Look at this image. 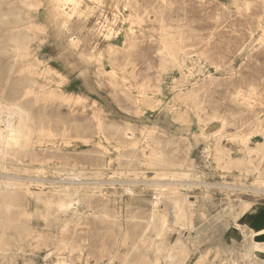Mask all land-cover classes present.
<instances>
[{
    "label": "rangeland",
    "instance_id": "374dc122",
    "mask_svg": "<svg viewBox=\"0 0 264 264\" xmlns=\"http://www.w3.org/2000/svg\"><path fill=\"white\" fill-rule=\"evenodd\" d=\"M0 15L1 128L23 118L35 140L0 157L23 184L0 195V264H264L239 225L264 204V0H0Z\"/></svg>",
    "mask_w": 264,
    "mask_h": 264
},
{
    "label": "bare ground",
    "instance_id": "6f19581e",
    "mask_svg": "<svg viewBox=\"0 0 264 264\" xmlns=\"http://www.w3.org/2000/svg\"><path fill=\"white\" fill-rule=\"evenodd\" d=\"M130 6V5H129ZM133 6H135V5H133ZM136 7V6H135ZM121 8V7H120ZM151 8V7H150ZM149 8V9H150ZM125 10V9H124ZM137 10V9H136ZM135 10V11H136ZM152 10V9H151ZM146 11V10H145ZM154 10H152V12H153ZM16 12V11H15ZM14 12V13H15ZM132 13V12H131ZM131 13H129V14H131ZM1 14H2V12H1ZM8 14V13H7ZM125 14V13H124ZM123 14V15H124ZM135 14V13H134ZM136 14H137V12H136ZM159 14V13H158ZM162 14V13H161ZM161 14H160V16H161ZM16 15H18V14H16ZM138 15V14H137ZM142 15V14H141ZM1 16V15H0ZM12 16H14V15H12ZM124 16H126V15H124ZM133 16V15H132ZM136 16V15H135ZM157 16V15H156ZM160 16L158 15L157 17H159L160 18ZM8 17V16H7ZM11 17V15H10V13H9V17L8 18H10ZM138 17V16H137ZM148 18L147 19H149V16H147ZM1 18V17H0ZM13 18V17H12ZM162 18V17H161ZM14 20L16 19H18L17 18V16H16V18H13ZM128 19V18H127ZM136 19V18H135ZM143 19V18H142ZM163 19H164V17H163ZM2 19H0V21H1ZM11 20V19H10ZM138 21V20H137ZM2 23H3V21H1ZM0 22V23H1ZM7 22V21H6ZM4 24H5V22H4ZM3 26V25H2ZM1 26V27H2ZM11 39H13V38H11ZM16 39V38H15ZM255 39V38H254ZM263 39V38H262ZM17 40V39H16ZM15 41V40H14ZM73 41V40H72ZM257 40H255V42H256ZM12 42V41H11ZM250 42H251V40H250ZM71 43V42H70ZM262 43V42H261ZM72 44V43H71ZM246 44V43H245ZM248 44V43H247ZM254 44V43H253ZM251 45V44H250ZM71 46V45H70ZM74 46V45H73ZM72 46V47H73ZM249 46V45H248ZM252 46V45H251ZM256 46V45H255ZM0 47H1V45H0ZM259 47V46H258ZM255 49V48H254ZM170 61V60H169ZM15 62V61H14ZM172 63V62H171ZM15 66V65H14ZM217 68V67H216ZM218 68H219V66H218ZM217 68V69H218ZM13 69V68H12ZM221 69V68H220ZM207 77H209V75L207 76ZM212 77V76H211ZM210 78V77H209ZM208 79V78H207ZM206 79V80H207ZM211 80L209 79V82H210ZM203 82V81H202ZM201 82V83H202ZM28 83V82H27ZM35 84V83H34ZM15 85H16V83H15ZM14 85V86H15ZM17 86V85H16ZM15 86V87H16ZM192 86V85H191ZM14 88V87H13ZM18 88V87H17ZM24 88V87H23ZM2 89H4V88H2ZM1 89V90H2ZM36 89V88H35ZM194 89V88H193ZM193 91V90H192ZM2 92V91H1ZM4 92V91H3ZM6 92H7V90H6ZM15 94H17L16 92H15ZM23 93H21V95H22ZM30 95V94H29ZM78 95V94H77ZM0 96H1V94H0ZM18 96V95H17ZM24 96V95H23ZM34 96H35V94H34ZM37 97V96H36ZM16 98V97H15ZM17 99H18V97H17ZM22 99V98H21ZM31 99V98H30ZM32 99H33V97H32ZM37 99V98H36ZM11 100V99H10ZM236 100V99H235ZM8 101V100H7ZM239 101H241V100H239ZM12 102V101H11ZM15 102V101H14ZM28 102H29V100H28ZM9 103V102H8ZM17 103V102H16ZM21 103V102H20ZM19 103V104H20ZM30 103V102H29ZM28 103V104H29ZM2 104V103H1ZM5 104H6V102H5ZM23 104V103H22ZM26 104V103H25ZM25 104H24V106H25ZM32 104V103H31ZM35 104H37V103H35ZM41 104V103H40ZM43 104L44 103H42V106H43ZM46 104V103H45ZM4 105V104H3ZM8 105V104H7ZM14 105V104H13ZM62 105V104H61ZM68 105V104H67ZM10 106V105H9ZM27 106V110H28V105H26ZM31 106V105H30ZM33 106H34V102H33ZM41 106V105H40ZM56 106V105H55ZM10 107H12V106H10ZM17 107V106H16ZM35 107V106H34ZM50 107H52V106H50ZM62 107V106H61ZM6 108H7V106H6ZM25 108V107H24ZM31 108H33V107H31ZM37 108V107H36ZM44 108V107H43ZM58 108H60V107H58ZM10 109V108H9ZM14 109H16V108H14ZM35 109V108H34ZM39 109V108H38ZM47 109H48V107H47ZM47 109H46V111H47ZM40 110V109H39ZM52 110V109H51ZM55 110V109H54ZM60 109H58V111H59ZM7 111V110H6ZM10 111V110H9ZM262 111V110H261ZM18 112V111H17ZM31 112V111H30ZM32 112H33V110H32ZM44 112V111H43ZM7 113V112H6ZM9 113V112H8ZM23 113V112H22ZM41 113V112H40ZM45 113V112H44ZM59 113V112H58ZM61 113V112H60ZM262 113V112H261ZM264 113V112H263ZM10 114V113H9ZM30 114V113H29ZM70 114H72V113H70ZM23 115H25V114H23ZM39 115V114H38ZM41 115V114H40ZM39 115V116H40ZM64 115V114H63ZM7 116H9V115H7ZM42 116V115H41ZM48 116V115H47ZM54 116H56V115H54ZM69 116V115H68ZM68 116H67V118H68ZM221 116V115H220ZM233 116V115H232ZM258 116V115H257ZM257 116H255V117H257ZM10 117V116H9ZM12 118H14V115L13 116H11ZM19 117V116H18ZM17 117V118H18ZM24 117V116H23ZM35 117H36V115H35ZM43 117H45V120H46V116H44V114H43ZM60 117V116H59ZM61 117H62V115H61ZM6 118V117H5ZM4 118V119H5ZM8 118V117H7ZM11 118V119H12ZM22 118V117H21ZM25 118V117H24ZM38 118V117H37ZM37 118H36V120H37ZM40 118V117H39ZM52 118V117H51ZM56 119L58 118V116L57 117H55ZM71 118V117H70ZM76 118V117H75ZM219 118V117H218ZM9 119V118H8ZM28 119V118H27ZM79 118H77V120H78ZM262 119V118H261ZM59 120H61L60 118H59ZM64 120H65V118H64ZM70 120V119H69ZM76 120V119H75ZM80 120V119H79ZM228 120V119H227ZM231 120V119H230ZM259 120V119H258ZM50 121V120H49ZM58 121V120H57ZM72 121V120H71ZM130 121H132V120H130ZM214 121V120H213ZM212 121V122H213ZM223 121V120H222ZM256 121H257V119H256ZM39 122V121H38ZM47 122V121H46ZM56 122V121H55ZM75 122V121H74ZM81 122V121H80ZM126 122H127V120H126ZM225 122V121H224ZM223 122V123H224ZM8 123H9V121H8ZM19 123H20V120H19ZM32 122H30L29 124H31ZM48 123V122H47ZM52 123H53V121H52ZM58 123V122H57ZM59 123H61V122H59ZM65 123H67V122H65ZM85 123V122H84ZM87 123V122H86ZM124 123V122H123ZM215 123V122H214ZM218 123V122H217ZM216 123V124H217ZM220 124H221V122H220ZM257 124V123H256ZM54 125H56V124H54ZM69 126L71 125V124H68ZM75 125V124H74ZM76 125H77V123H76ZM81 125V124H80ZM112 125V124H111ZM114 125V124H113ZM116 125H118V124H116ZM116 125L114 126V127H116ZM218 125V124H217ZM264 125V124H263ZM68 126V127H69ZM79 126V125H78ZM110 126V125H109ZM126 126H128V125H126ZM136 126V125H135ZM212 126V125H211ZM228 126V125H227ZM2 126H1V124H0V157L1 158H6V157H8L7 155H11V150L13 149L14 150V146L16 147V145H19L20 146V148L19 149H29V147H30V149L31 148H33L32 147V143L33 142H35V140H33V139H30V137H31V129H30V127H29V125L28 124H26V122L23 120V118H22V121H21V123L18 125H15L14 123H9V124H6V129L5 130H3L2 128H1ZM32 127H33V125H32ZM46 127H47V125H46ZM57 128L59 127L58 126V124H57V126H56ZM72 127H73V125H72ZM83 127V126H82ZM217 127V126H216ZM215 127V128H216ZM55 128V127H54ZM84 128V127H83ZM117 128V127H116ZM115 128V129H116ZM131 128H133V127H131ZM130 128V130H132ZM211 128V127H210ZM220 128V127H219ZM264 128V127H263ZM59 129H60V127H59ZM74 129V128H73ZM109 129V128H108ZM111 129V128H110ZM120 130H121V128H119ZM128 129V128H127ZM206 129V128H205ZM204 129V130H205ZM208 129V128H207ZM57 130V129H56ZM61 130V129H60ZM86 130H87V128H86ZM209 130V129H208ZM208 130H205V133L208 131ZM216 130V129H215ZM75 131V130H74ZM124 131V130H123ZM133 131V130H132ZM260 131H262V130H260ZM68 132V131H67ZM85 132H87V131H85ZM119 132V131H118ZM142 132V131H141ZM150 132V131H149ZM209 132V131H208ZM259 132V131H258ZM81 133H82V131H81ZM121 133L123 134V132L121 131ZM127 133V132H126ZM132 133V132H131ZM136 133V132H135ZM148 133V132H147ZM119 134H120V132H119ZM128 134V133H127ZM126 135V134H125ZM131 135H133V134H131ZM149 135V134H148ZM206 135V134H205ZM139 136V135H138ZM109 138V137H108ZM110 138H113V137H111V135H110ZM115 138H116V136H115ZM119 138V137H118ZM125 138V137H124ZM127 138H128V136H127ZM126 138V139H127ZM139 138V137H138ZM148 139V138H147ZM246 139V138H245ZM124 140V139H123ZM138 140V139H137ZM188 140V139H187ZM128 141V140H127ZM135 141V140H134ZM145 141V140H144ZM149 141V140H148ZM113 142V141H112ZM131 142V141H130ZM168 142V141H167ZM176 142V141H175ZM177 142H178V140H177ZM111 143V142H110ZM132 143V142H131ZM248 143V142H247ZM264 143V142H263ZM124 144V143H123ZM128 144V143H127ZM126 144V145H127ZM167 144H169V143H167ZM244 144H245V142H244ZM132 145V144H131ZM169 145H171V144H169ZM173 145V144H172ZM249 145V144H248ZM258 146V145H257ZM172 147V146H171ZM174 147V146H173ZM262 147H264V146H262ZM262 147H260V148H262ZM124 148H125V146H124ZM134 148V147H133ZM24 149V150H25ZM128 149V148H127ZM236 149V152L238 153V148H235ZM20 150V151H21ZM32 150V149H31ZM135 150V149H134ZM175 150V149H174ZM177 150H178V148H177ZM176 150V151H177ZM252 150V149H251ZM250 150V151H251ZM258 149H256V151H257ZM261 150V149H260ZM126 151V150H125ZM29 152H30V150H29ZM128 152V151H127ZM132 152V151H131ZM130 152V153H131ZM160 152H161V150H160ZM235 152V153H236ZM14 153V152H13ZM16 153V152H15ZM133 153V152H132ZM135 153V152H134ZM165 153V156H166V152H164ZM169 153V152H168ZM175 153V152H174ZM176 153H178V152H176ZM19 154V153H18ZM28 154V153H27ZM160 154H162V152L160 153ZM253 154V153H252ZM257 154V153H256ZM15 155V154H14ZM122 155H124V154H122ZM255 155V154H254ZM34 156V155H33ZM32 155H30V158L31 157H33ZM121 156V155H120ZM162 156V155H161ZM160 156V157H161ZM164 156V157H165ZM171 156V155H170ZM227 156H229V155H227ZM246 156V155H245ZM250 156V155H249ZM20 157H21V155H20ZM26 157V156H25ZM24 157V158H25ZM65 157H67V156H65ZM122 157V156H121ZM125 157V156H124ZM136 157V156H135ZM156 157V156H155ZM159 157V158H160ZM172 157V156H171ZM230 157V156H229ZM252 157V156H251ZM9 158V157H8ZM128 158H129V156H128ZM154 158V157H153ZM232 158V157H231ZM18 159H20V158H18ZM27 159V158H26ZM37 159V158H36ZM62 159H63V157H62ZM120 159V158H119ZM157 159H158V156H157ZM166 159H167V157H166ZM233 159V158H232ZM235 159V158H234ZM10 160H12L11 158H10ZM125 160V159H124ZM161 160V159H160ZM163 160V159H162ZM1 161V160H0ZM7 161V160H6ZM12 161H14V159L12 160ZM26 161V160H25ZM127 161H128V159H127ZM134 161V160H133ZM137 161V160H136ZM156 161V160H155ZM231 161V160H230ZM238 161V160H237ZM121 162V161H120ZM123 162V161H122ZM131 162V161H130ZM138 162V161H137ZM234 161L232 160V163H233ZM236 162V161H235ZM105 163V162H104ZM134 162H132L131 164L132 165H134L133 164ZM66 164V163H65ZM229 164V163H228ZM235 164V163H234ZM238 163H236V165H237ZM239 164H240V162H239ZM68 165V164H67ZM70 165V164H69ZM233 165V164H232ZM21 166V165H20ZM129 166V165H128ZM130 167V166H129ZM131 168V167H130ZM4 169H6V167H5V165L3 164V162H0V170H4ZM257 170V169H256ZM76 172V171H75ZM3 173V172H2ZM1 175V174H0ZM5 180H3V181H0V195H2L4 192H7L8 194H3L4 196H9V195H11L12 197H15V196H17L19 193H22V190H21V192H20V189H21V186L23 185L22 183H19V182H16L17 180H19L20 178H17V177H13V176H9L8 174L7 175H5V174H3V175H1ZM76 177V176H75ZM16 179V180H15ZM71 179H73V177H71ZM55 182V181H54ZM63 183V182H62ZM71 183V182H70ZM78 183V182H77ZM81 183H84V182H81ZM132 183V182H131ZM74 185H76V184H74ZM131 185V184H130ZM81 186V185H80ZM79 186V187H80ZM62 188V187H61ZM68 188V187H67ZM132 188V187H131ZM64 190V189H63ZM74 191V190H73ZM130 191V190H129ZM136 191V190H135ZM35 192V191H34ZM67 192V191H66ZM161 192V191H160ZM28 193V192H27ZM59 194V193H58ZM136 194V193H135ZM23 194H21V196H22ZM7 196V197H8ZM19 196V195H18ZM17 196V197H18ZM60 196H62V195H60ZM59 196V197H60ZM66 195H64V197H65ZM74 197V196H73ZM75 198H77V197H75ZM6 199V198H5ZM5 199H3V200H5ZM8 199H9V197H8ZM16 199V198H15ZM14 199V200H15ZM23 199V198H22ZM175 199V198H174ZM178 199V198H177ZM2 200V201H3ZM11 200V199H10ZM13 200V201H14ZM18 200H19V198H18ZM178 200H180V198L178 199ZM1 201V200H0ZM75 201V200H74ZM182 201V200H181ZM7 202V201H6ZM8 202H10V201H8ZM15 202H17L18 204H20L21 203V201H20V203L18 202V201H15ZM84 202V201H83ZM159 202V201H158ZM176 202H178L177 200L175 201V203ZM2 203V202H1ZM12 203H14V202H12ZM76 203V202H75ZM7 204V203H6ZM9 204V203H8ZM81 204V203H80ZM87 204V203H86ZM177 204V203H176ZM14 205V204H13ZM91 205V204H90ZM104 205H106V204H104ZM3 206V205H2ZM19 206H21V205H19ZM107 206V205H106ZM180 206V205H179ZM56 207H57V210H59V209H64V211H68L69 209H71V208H73V199L71 198V196H69V197H67V198H64V199H60L59 201L57 200V202H56ZM104 207V206H103ZM17 208V207H16ZM97 208V207H96ZM99 208V207H98ZM14 209V208H13ZM18 209V208H17ZM102 209V208H101ZM174 209V208H173ZM179 209H180V207H179ZM74 210V209H73ZM6 211V210H5ZM13 211V210H12ZM75 211V210H74ZM175 211V210H174ZM177 211V210H176ZM1 212V211H0ZM60 212H62V211H60ZM181 213H183L182 211H180ZM8 213V212H7ZM16 213V212H15ZM63 213V212H62ZM104 213V212H103ZM107 213V212H106ZM105 213V214H106ZM1 214V213H0ZM15 215V214H14ZM13 214H12V217L14 216ZM108 215V214H107ZM132 215V214H131ZM130 215V216H131ZM177 215H178V213H177ZM95 216H96V214H95ZM99 216H101V214L99 215ZM104 216V215H103ZM109 216V215H108ZM134 216H135V214H134ZM137 217V216H136ZM135 217V218H136ZM5 217H3V219H4ZM100 218H102V217H100ZM108 218V217H107ZM106 218V219H107ZM1 219V218H0ZM97 219V218H96ZM99 219V218H98ZM104 219V218H103ZM111 219V218H110ZM110 219H108V221L110 220ZM133 219V218H132ZM137 219V218H136ZM7 220H9V219H7ZM4 221V220H3ZM81 221V220H80ZM116 221V220H115ZM130 221V220H129ZM128 221V222H129ZM133 221H134V219H133ZM136 221V220H135ZM134 221V222H135ZM148 221V220H147ZM154 221V220H153ZM156 221V220H155ZM155 221H154V223H155ZM101 222V221H100ZM146 222V221H145ZM151 222V221H150ZM5 223V222H4ZM3 223V224H4ZM18 223H19V221H18ZM8 224V223H7ZM23 224V223H22ZM242 224V222L239 224V225H241ZM18 225V224H17ZM128 225H130V224H128ZM153 225H155V224H152V226ZM2 226V225H1ZM12 227H13V225H12ZM16 228L18 227V226H15ZM21 227V226H20ZM20 227H18V228H20ZM155 227H156V225H155ZM8 228V227H7ZM11 228V227H10ZM154 228V227H153ZM240 228V227H239ZM1 229V228H0ZM12 229V228H11ZM148 229V228H147ZM7 230H9V229H7ZM14 230H16V229H14ZM6 231V230H5ZM14 232V231H13ZM143 237V236H142ZM141 237V238H142ZM147 237V236H146ZM9 238H10V236H9ZM11 239V238H10ZM9 239V240H10ZM13 239V238H12ZM145 239V238H144ZM14 240V239H13ZM12 241V240H11ZM6 242V241H5ZM8 242H10V241H8ZM10 244V243H9ZM69 245V244H68ZM136 246V245H135ZM134 246V247H135ZM138 246H140V245H138ZM6 247V246H5ZM70 247V246H69ZM165 247V246H164ZM163 247V248H164ZM65 248H66V246H65ZM68 248V247H67ZM141 248H142V246H141ZM167 248V247H166ZM139 249V248H138ZM165 249V248H164ZM142 250H143V248H142ZM159 250V249H158ZM166 250V249H165ZM169 250H170V248H169ZM133 251H134V248H133ZM132 252V251H131ZM135 252H137V250H135ZM165 254V253H164ZM125 255V254H124ZM128 255V254H127ZM139 255H141V254H139ZM129 256V255H128ZM159 256V255H158ZM171 256V255H170ZM123 257V256H122ZM127 257V256H126ZM130 257V256H129ZM168 257V256H167ZM173 257V256H172ZM171 257V258H172ZM111 258V257H110ZM125 258V257H124ZM123 258V260H125ZM139 258H141V257H139ZM175 258V257H174ZM128 259V258H127ZM137 259V258H136ZM165 259V258H164ZM168 259V258H167ZM138 260V259H137ZM173 260V259H172ZM140 261H141V259H140ZM139 261V262H140ZM166 261H168V260H166ZM124 262V261H123ZM129 262V261H128ZM135 263H136V261H134ZM199 262V261H198ZM124 263H127V261H125ZM166 263H168V262H166ZM170 263V262H169ZM197 263V262H196ZM111 264H113V263H111ZM131 264H132V262H131ZM136 264H138V262L136 263ZM142 264V263H141ZM184 264V263H183Z\"/></svg>",
    "mask_w": 264,
    "mask_h": 264
},
{
    "label": "crops",
    "instance_id": "0c3cea01",
    "mask_svg": "<svg viewBox=\"0 0 264 264\" xmlns=\"http://www.w3.org/2000/svg\"><path fill=\"white\" fill-rule=\"evenodd\" d=\"M242 232L252 238V245L258 248L262 261H264V204L250 208L244 215L241 224Z\"/></svg>",
    "mask_w": 264,
    "mask_h": 264
}]
</instances>
